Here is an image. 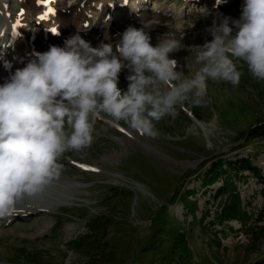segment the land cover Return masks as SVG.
Here are the masks:
<instances>
[{"label": "rangeland", "instance_id": "1", "mask_svg": "<svg viewBox=\"0 0 264 264\" xmlns=\"http://www.w3.org/2000/svg\"><path fill=\"white\" fill-rule=\"evenodd\" d=\"M5 2L19 15L20 0ZM243 2L140 0L133 21L135 0H109L123 9L112 11L97 37L91 29L79 34L92 47L112 43L115 51L128 25L152 21L146 27L151 44L181 40L185 47L169 58L178 63L175 71L191 78L199 68L191 48L211 41L217 14L239 19ZM33 5L29 0L25 7ZM158 13L164 18L155 19ZM238 67L244 73L238 87L209 80L204 105L185 102L156 125L155 139L101 115L91 147L66 152L60 178L25 197L37 209L17 214L14 223L0 222V264H151L152 252L139 248L173 242L179 234L192 264H264V81L253 79L243 61ZM130 74L127 68L119 74L122 93ZM83 163L96 171L77 165ZM219 163L214 179L210 169Z\"/></svg>", "mask_w": 264, "mask_h": 264}, {"label": "clouds", "instance_id": "2", "mask_svg": "<svg viewBox=\"0 0 264 264\" xmlns=\"http://www.w3.org/2000/svg\"><path fill=\"white\" fill-rule=\"evenodd\" d=\"M151 22L128 26L115 51L112 43L92 47L78 31L63 47L32 52L0 85V222L19 214L25 197L60 178L66 152L91 147L101 115L155 139L156 125L185 102L204 105L209 80L238 87L240 61L253 79L264 81V0H244L239 19L217 14L208 29L211 41L191 48L199 65L191 78L175 71L178 63L169 58L185 47L181 40L160 39L153 46L146 30ZM125 68L131 74L122 93L118 82Z\"/></svg>", "mask_w": 264, "mask_h": 264}, {"label": "bare ground", "instance_id": "3", "mask_svg": "<svg viewBox=\"0 0 264 264\" xmlns=\"http://www.w3.org/2000/svg\"><path fill=\"white\" fill-rule=\"evenodd\" d=\"M28 1L29 0H22V5L21 6L25 7V4ZM103 1H99V0H85V3H84V4L96 3V8L95 9H97L98 11L94 9L97 12L96 13H91L93 15L91 20H93V21L90 22V20L87 19V21L90 22V25H94V24L97 23L95 28L93 29V32H92V34L95 37H97L98 33H100L102 31L103 26L107 25V24L102 25L103 20L106 19L107 16L111 15V11H106L105 8L103 7V5H104ZM76 3H77V0H74L73 3L71 2V0H68V2H66V0H56L52 4H50L49 7H52V8H55L56 10H58V15L56 16V18L59 19V22H61V20H62L63 25H64V24L68 23V21H69V20L66 19V16L63 15L64 14V10H67L68 8H72V6L74 4H76ZM226 3H227V0H221V3L219 5L224 6ZM31 5H32V3H31ZM149 5H151V4H149ZM5 6H6L5 0H0V44H3L4 46H5V44H7L9 42L11 37H13V35H14L13 32H14L15 28H16V34H20L21 33L20 29L25 25V23L23 22L24 18L22 16L18 15L17 17H12V15H9L8 13H6V8L7 7H5ZM105 6L106 7L110 6V3H108V0H107V2H105ZM121 6L122 5H120V4L119 5L116 4V9L120 8ZM155 7H158V4H157L156 1H155ZM48 8H45L44 11H46ZM94 10L92 9L91 12L94 11ZM124 11H126V10H124ZM28 12L30 13L29 9H28ZM122 15H123V13H122ZM120 17H121V15H120ZM131 17H132V15H131ZM49 18H47V19L49 20ZM109 18H110V16H109ZM163 18H164V16L162 15V13H160V14L158 13L157 16L155 17V19H163ZM97 20H98V22H97ZM124 20H125V18H124ZM126 20H127L126 22L128 23L129 21H128L127 18H126ZM164 20H167V19L165 18ZM133 21H134V19H133ZM7 35H9V36H7ZM7 37L9 39H7ZM14 45L16 47V50L15 51L14 50L10 51V56L7 57V59L5 58L4 61L0 62V85H2L5 81H7L10 78V76L12 74H14V72L18 68H23L24 67V66L23 67H19L18 65L21 64V63H24V62H28L29 56L31 54L30 53L31 52V47L33 46V44H31V43H24L22 41L20 43L17 41ZM40 52H45V50H40ZM8 65L12 66V67H10V70L6 69ZM24 201H25V199H24ZM24 201L19 205V209L20 210H19V214L18 215H20L21 213H25V212H29V211H33V210L37 209L38 205L36 203H34L32 201H29L28 203L25 204ZM13 218H14V216L12 218H10L9 220H7V221L13 220ZM50 223H51V221L49 219L45 220L43 222V225L40 226V228L38 229L37 232L44 231L45 228H47L50 225ZM68 238L70 239V231L68 232V236H67L66 239H68Z\"/></svg>", "mask_w": 264, "mask_h": 264}, {"label": "trees", "instance_id": "4", "mask_svg": "<svg viewBox=\"0 0 264 264\" xmlns=\"http://www.w3.org/2000/svg\"><path fill=\"white\" fill-rule=\"evenodd\" d=\"M220 164L221 163L215 164V167L213 166L210 169L211 174L215 173L214 179L218 178L220 175V174L219 175L216 174V172L218 170V165H220ZM196 222H195V224H196ZM177 236H175V239L173 240V242H170L169 240H168V242L161 241L160 246L155 245V246H157V247H155L154 245L152 246L150 244L151 248H150V245L149 246L145 245L144 248H139V250H141V252L142 251L145 252L147 250L152 252L151 253V256H152L151 264H192V261H193L192 260V251L187 248V241L183 239L184 236H182V234H179ZM172 237L173 236H169V239H171ZM146 240L147 239L145 238L144 242ZM143 243H142V245H143Z\"/></svg>", "mask_w": 264, "mask_h": 264}, {"label": "snow or ice", "instance_id": "5", "mask_svg": "<svg viewBox=\"0 0 264 264\" xmlns=\"http://www.w3.org/2000/svg\"><path fill=\"white\" fill-rule=\"evenodd\" d=\"M42 3H45V4H50L51 3V0H41ZM48 12L49 14H53V9L51 7L48 8ZM41 20H44V19H47V16H42L40 17ZM50 31H52L54 34L56 33V29H51ZM80 167L82 168H87L88 166L86 165H80ZM89 170H92V171H96V169H89Z\"/></svg>", "mask_w": 264, "mask_h": 264}]
</instances>
